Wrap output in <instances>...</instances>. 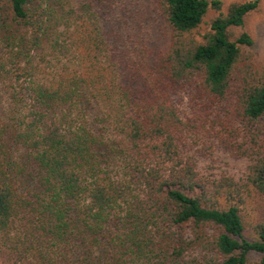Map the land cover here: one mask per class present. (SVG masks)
<instances>
[{"label":"trees","instance_id":"trees-1","mask_svg":"<svg viewBox=\"0 0 264 264\" xmlns=\"http://www.w3.org/2000/svg\"><path fill=\"white\" fill-rule=\"evenodd\" d=\"M150 3L0 0V264H264L260 1Z\"/></svg>","mask_w":264,"mask_h":264},{"label":"rangeland","instance_id":"rangeland-1","mask_svg":"<svg viewBox=\"0 0 264 264\" xmlns=\"http://www.w3.org/2000/svg\"><path fill=\"white\" fill-rule=\"evenodd\" d=\"M141 3L140 9L151 11L153 9L150 0H137ZM214 1V0H211ZM221 2V11L226 10L235 3H248L256 0H216ZM259 7L250 13L244 26L235 30L236 33L247 32L254 40L253 51L258 62L264 64V0H259ZM127 2V0H126ZM219 12L212 9L210 16L213 17ZM210 17V18H211ZM208 18L207 20L210 21ZM205 155L200 157V168L205 175L214 177L229 176L235 180L245 177L248 167L247 159L238 158L229 152L216 148L212 155L203 152ZM246 234L253 233V226L256 227L259 221H264V198L256 197L252 194L245 208Z\"/></svg>","mask_w":264,"mask_h":264}]
</instances>
